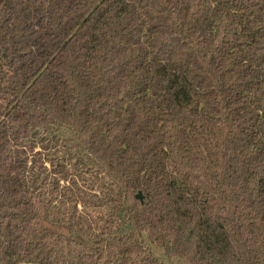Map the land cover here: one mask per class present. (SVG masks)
<instances>
[{
	"label": "trees",
	"instance_id": "obj_1",
	"mask_svg": "<svg viewBox=\"0 0 264 264\" xmlns=\"http://www.w3.org/2000/svg\"><path fill=\"white\" fill-rule=\"evenodd\" d=\"M0 264H264V0H0Z\"/></svg>",
	"mask_w": 264,
	"mask_h": 264
},
{
	"label": "water",
	"instance_id": "obj_2",
	"mask_svg": "<svg viewBox=\"0 0 264 264\" xmlns=\"http://www.w3.org/2000/svg\"><path fill=\"white\" fill-rule=\"evenodd\" d=\"M136 198L139 199V200H142V196H141V193H140V192H138V193L136 194Z\"/></svg>",
	"mask_w": 264,
	"mask_h": 264
}]
</instances>
